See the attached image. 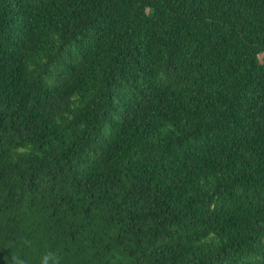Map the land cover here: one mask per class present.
Masks as SVG:
<instances>
[{
    "label": "trees",
    "instance_id": "obj_1",
    "mask_svg": "<svg viewBox=\"0 0 264 264\" xmlns=\"http://www.w3.org/2000/svg\"><path fill=\"white\" fill-rule=\"evenodd\" d=\"M264 264V0H0V264Z\"/></svg>",
    "mask_w": 264,
    "mask_h": 264
},
{
    "label": "clouds",
    "instance_id": "obj_2",
    "mask_svg": "<svg viewBox=\"0 0 264 264\" xmlns=\"http://www.w3.org/2000/svg\"><path fill=\"white\" fill-rule=\"evenodd\" d=\"M10 264H26V261L19 255H13ZM40 264H60V256L55 252L47 251L41 256Z\"/></svg>",
    "mask_w": 264,
    "mask_h": 264
}]
</instances>
